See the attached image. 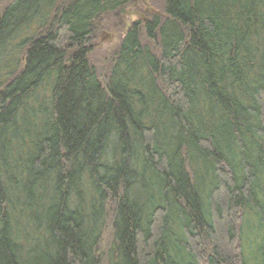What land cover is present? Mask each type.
I'll return each instance as SVG.
<instances>
[{
    "label": "trees",
    "instance_id": "trees-1",
    "mask_svg": "<svg viewBox=\"0 0 264 264\" xmlns=\"http://www.w3.org/2000/svg\"><path fill=\"white\" fill-rule=\"evenodd\" d=\"M147 1L0 0V264H264V0Z\"/></svg>",
    "mask_w": 264,
    "mask_h": 264
},
{
    "label": "rangeland",
    "instance_id": "rangeland-1",
    "mask_svg": "<svg viewBox=\"0 0 264 264\" xmlns=\"http://www.w3.org/2000/svg\"><path fill=\"white\" fill-rule=\"evenodd\" d=\"M10 0H2V2H8ZM147 0H137L140 9H147ZM147 12V10H144ZM134 13L141 14V10L129 8L121 16H113L109 20L95 23V27L90 36L88 42L89 63L95 68L98 78L102 83L106 82V59L112 50H115L119 45V41L131 23L135 21L136 17L146 18L147 14H141L142 16H136ZM144 13V12H143ZM109 230L105 232L102 237V243L99 247V255L101 256L100 264H106V245L109 242Z\"/></svg>",
    "mask_w": 264,
    "mask_h": 264
},
{
    "label": "water",
    "instance_id": "water-1",
    "mask_svg": "<svg viewBox=\"0 0 264 264\" xmlns=\"http://www.w3.org/2000/svg\"><path fill=\"white\" fill-rule=\"evenodd\" d=\"M136 16H142L141 14L139 15L138 13H134ZM128 29H126V31H127Z\"/></svg>",
    "mask_w": 264,
    "mask_h": 264
},
{
    "label": "flooded vegetation",
    "instance_id": "flooded-vegetation-1",
    "mask_svg": "<svg viewBox=\"0 0 264 264\" xmlns=\"http://www.w3.org/2000/svg\"><path fill=\"white\" fill-rule=\"evenodd\" d=\"M136 6H137V5H134V6H133V9H135V8H136Z\"/></svg>",
    "mask_w": 264,
    "mask_h": 264
}]
</instances>
